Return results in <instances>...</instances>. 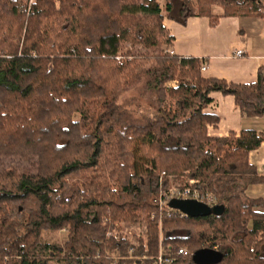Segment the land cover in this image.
<instances>
[{
	"label": "trees",
	"instance_id": "16d2710c",
	"mask_svg": "<svg viewBox=\"0 0 264 264\" xmlns=\"http://www.w3.org/2000/svg\"><path fill=\"white\" fill-rule=\"evenodd\" d=\"M178 4L0 0V264H158L161 255L162 264H196L195 251L214 247L219 264H264V200L246 194L264 182L249 161L264 133L210 136L219 117L206 112L221 92L248 117L264 116V62L257 81L239 83L206 77L203 59L162 49L174 41L165 17L207 16L214 26V6L264 17V0ZM127 42L133 48L120 57ZM143 77L155 115L125 124L117 96ZM175 78L178 86H164ZM172 173L215 192L224 212L161 209ZM139 210L149 220L135 244L118 222L140 220Z\"/></svg>",
	"mask_w": 264,
	"mask_h": 264
},
{
	"label": "crops",
	"instance_id": "0c3cea01",
	"mask_svg": "<svg viewBox=\"0 0 264 264\" xmlns=\"http://www.w3.org/2000/svg\"><path fill=\"white\" fill-rule=\"evenodd\" d=\"M223 8H215L219 15L216 25L207 16L189 17L186 23L165 17L164 24L174 36L170 48L181 57L203 59L206 77H216L232 82L252 83L258 80V71L264 62V17L225 16ZM243 50V55H236ZM214 101L206 112L216 114L218 123L207 126L210 136H239L243 129L264 133V116L248 117L236 105L232 95L213 93ZM249 161L264 175V141L249 153ZM246 194L264 200V182L251 184ZM264 210V205L261 208Z\"/></svg>",
	"mask_w": 264,
	"mask_h": 264
},
{
	"label": "rangeland",
	"instance_id": "374dc122",
	"mask_svg": "<svg viewBox=\"0 0 264 264\" xmlns=\"http://www.w3.org/2000/svg\"><path fill=\"white\" fill-rule=\"evenodd\" d=\"M37 0H24V2L31 4L35 3ZM162 5L165 4L166 0H158ZM176 9L179 7V0H172ZM215 8L219 6H214ZM177 14V11H175ZM133 48L131 42H127L124 47L120 50V57ZM163 51L169 52L170 46L164 45L162 47ZM171 54V53H170ZM133 57H130L132 59ZM147 78L143 77L140 81H137L134 85L128 89L120 91L117 96V112L125 124H135V125H144L146 124L156 112V95L153 89L146 82ZM180 84L178 78L172 79L165 83L166 88L176 87ZM75 120L80 119V115L76 114L74 116ZM164 176V173L161 174ZM169 182L164 184L162 187L167 189L173 185L179 186L185 184L186 178L183 175L169 174ZM119 184V183H118ZM115 188V187H113ZM137 215L141 214L140 220L136 222L130 221H119L118 222V234L127 237L128 240L133 241L137 244V238L139 236H145L148 226V217L143 212L136 211ZM141 212V213H140ZM52 238L63 239L65 237L64 232H58L57 234H51ZM261 239V237H260Z\"/></svg>",
	"mask_w": 264,
	"mask_h": 264
},
{
	"label": "water",
	"instance_id": "95a60500",
	"mask_svg": "<svg viewBox=\"0 0 264 264\" xmlns=\"http://www.w3.org/2000/svg\"><path fill=\"white\" fill-rule=\"evenodd\" d=\"M169 206L191 217H206L211 214L221 215L225 210V206L222 204L210 206L197 199L173 198L169 201ZM223 257L222 252L213 248H201L195 251L192 256L196 264H219L222 262Z\"/></svg>",
	"mask_w": 264,
	"mask_h": 264
},
{
	"label": "built area",
	"instance_id": "2783aa9c",
	"mask_svg": "<svg viewBox=\"0 0 264 264\" xmlns=\"http://www.w3.org/2000/svg\"><path fill=\"white\" fill-rule=\"evenodd\" d=\"M169 52L171 54H174V51L170 48ZM243 50H237L236 55L241 56L243 55ZM202 71H205L207 69V64L205 61H203L201 66ZM197 181L194 179H190L188 184H181L179 186H171L167 189L163 188L161 190L160 196H159V205L161 209L166 208L169 206V201L173 198H179V199H197L201 202H204L210 206H214L215 204H218V196L215 192L210 190H203L199 187H196ZM170 207V206H169ZM171 208V207H170ZM180 213L184 216H187L185 213ZM213 249H216L214 247ZM179 254H188V250L186 248H180L178 251ZM162 255L158 258V264H162L163 262Z\"/></svg>",
	"mask_w": 264,
	"mask_h": 264
}]
</instances>
